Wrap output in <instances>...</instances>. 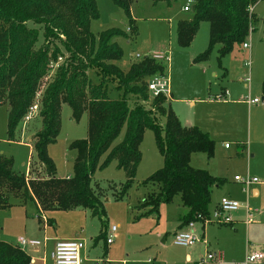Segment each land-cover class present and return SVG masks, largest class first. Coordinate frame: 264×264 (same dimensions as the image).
<instances>
[{"label": "rangeland", "instance_id": "374dc122", "mask_svg": "<svg viewBox=\"0 0 264 264\" xmlns=\"http://www.w3.org/2000/svg\"><path fill=\"white\" fill-rule=\"evenodd\" d=\"M155 1L135 0L131 17H128L113 0H96L99 18L92 21L91 32L96 37L110 31L123 34L114 37L112 42L117 43L123 52L114 65L124 74L129 73L135 64L146 57L151 58L155 53L167 57L163 63L166 65L165 81L167 80L169 91L167 94L171 95L165 97V106L172 108L182 125L197 126L202 131H208L210 138H214L216 143L215 159L209 160L206 155L197 154L192 157L191 164L198 169L210 170L212 175L227 180L226 185L214 190L210 213H213L223 196H230L241 206L264 210V191L259 199H249L248 193H242L240 186L235 182L236 177L256 178L264 182V108H260L264 106V101L258 105L250 104L251 99L261 100L264 97V0L255 6L256 21L245 41L248 48L245 49L243 44L237 45L230 54L219 60L217 46L211 50L205 62H196L195 59L209 48V24L202 23L192 45L182 47L177 40V29L180 20L190 18V13L183 11L186 3L180 1L167 5ZM42 45L43 38H40L36 47ZM247 63H250V67L246 66ZM225 71L227 73L224 76ZM88 74L93 83L100 82L95 68L89 69ZM54 76V71H49L42 78L37 92L39 96L35 99L39 106L38 113L33 114L29 121H26L24 116L16 125L13 134L9 132L11 105L6 96L0 100V155L13 161V169L17 174L26 175L29 172L28 181L44 179L46 174L44 165L38 159L34 136L42 129L40 110ZM224 91L227 94L224 99L239 101L234 105L232 115L226 113V107L221 103L223 101L217 100ZM108 92L112 99L123 95V91L118 90L115 84L108 85ZM127 100L130 107L135 105L136 99L133 96L128 95ZM153 100L149 93L146 103L149 104ZM191 100L193 104L190 103ZM157 121L159 127L164 128L165 116H159ZM60 122V132L55 142L48 146L47 153L53 160L57 177L66 179L74 173L77 151L73 149V144L88 138L89 114L84 112L79 118H74L70 106L62 104ZM123 135L124 130L113 146L122 140ZM226 144L228 149L225 148ZM243 145L247 147L244 154ZM140 151L141 162L135 180L123 199H118L117 195L126 183L127 176L124 170L117 168L116 161L105 169L96 170L93 175L92 187L100 193V200L106 211L107 226H116L118 229L117 225L121 224L118 233L121 234L123 244L130 247L138 246L140 239L149 235L148 231L157 235L156 228H162L164 231L166 229L169 234H164L158 241L151 238L153 242L157 241L156 245L165 246V249L159 252L153 244L151 256L138 257L149 261L148 264H154L156 255L153 254L157 253L162 264H189L185 261L186 256L191 255L188 249L172 242V218L177 212L185 213L179 196L171 204H162L158 215H146L150 208H141L143 200L158 191L156 186L145 185L144 182L164 167L153 131L147 130L144 133ZM104 158L105 155L100 162ZM86 212L55 210L39 213L32 203L25 204L19 197L11 194L7 207L0 208V240L20 247L27 255L33 256V248L39 249L40 255L45 242L50 247L55 239L75 231L79 233L83 230V235L91 234L96 237L101 229L100 221L91 218L89 211ZM232 217L241 220L246 215L240 209ZM46 219L52 220L54 225H47ZM201 228L202 224L195 223L194 230L197 234L202 232ZM165 237L167 242L162 244ZM21 238L39 241L41 245L21 246ZM91 243L90 238L85 242L87 246H93ZM200 243L191 247L197 252L193 260H199L207 254H218L222 259L218 262L204 261L198 264H245L248 254H264V228L245 222L231 225L207 222L203 239L206 250L200 249ZM248 248L251 251L247 254ZM155 249L157 252H154Z\"/></svg>", "mask_w": 264, "mask_h": 264}, {"label": "trees", "instance_id": "16d2710c", "mask_svg": "<svg viewBox=\"0 0 264 264\" xmlns=\"http://www.w3.org/2000/svg\"><path fill=\"white\" fill-rule=\"evenodd\" d=\"M113 1L131 17L135 0ZM180 1L190 3L191 10L190 18L178 22L179 45L191 46L201 24H209V48L195 59L205 62L214 47L218 46L221 60L235 46L245 43L256 21L254 8L263 0L155 2L171 5ZM98 18L96 0H0V100L6 96L11 105V134L36 103L42 78L49 71L55 73L40 110L42 129L34 136L38 159L45 167V178L28 181L26 175L14 171L12 160L0 155V208L7 207L8 197L13 194L25 204L32 203L39 213L82 209L100 221V239L107 238L106 211L100 193L92 187L93 175L116 161L117 168L124 170L127 176L117 195L118 199H123L141 162L144 133L151 130L156 135L164 167L144 182L156 186L158 191L149 194L141 208H150L146 215H158L162 204H170L179 196L185 209L180 218L182 226L188 228L192 222L205 225L211 214L212 191L223 186L225 179L193 167L191 160L197 154L213 159L216 143L198 127L182 125L172 108L165 106L164 95L146 103L149 81L154 76L166 75V65L146 57L129 73H122L114 62L123 52L112 40L123 34L110 31L96 37L90 26ZM40 38L43 45L37 48ZM59 58L63 62L54 70L52 65ZM91 68L97 71L98 84L89 77ZM110 84H115L123 95L118 99L110 98ZM128 95L136 99L133 107L129 105ZM62 104L70 106L74 118L84 112L89 114L88 138L73 144L77 151L74 173L66 179L57 177L53 160L47 153L48 146L60 132ZM162 115L166 119L164 128H160L157 121ZM123 130L122 140L113 146ZM242 147L245 150V146ZM47 221L54 225L52 220ZM30 263V257L20 247L0 240V264Z\"/></svg>", "mask_w": 264, "mask_h": 264}, {"label": "crops", "instance_id": "0c3cea01", "mask_svg": "<svg viewBox=\"0 0 264 264\" xmlns=\"http://www.w3.org/2000/svg\"><path fill=\"white\" fill-rule=\"evenodd\" d=\"M254 10H255V8H254ZM226 73H227V71H226ZM230 95L231 94L229 93V97H230ZM223 96H224V98H227L226 91H224ZM254 99H259V98H254ZM254 99H251V100H254ZM261 100L264 101V97ZM220 101H223L221 103H222V105H225L227 114H229V115L230 114L231 115L234 114V111H233L234 105L239 103L238 100H234V99L233 100H231V99H229V100L227 99L226 100V99H224V100H220ZM190 103L193 104L192 100H191ZM260 108H264V106L260 107ZM186 126H189V125H186ZM203 132L208 134V131H206V132L203 131ZM211 139L215 142L214 138H211ZM226 146H228V144L225 145V148H226ZM228 147H227V149H228ZM246 148L247 147L245 146V150H243V154L246 151ZM208 166H209V164H208ZM207 171H209L211 173L210 170H207ZM216 177H219V176H216ZM219 178H221V177H219ZM235 182L240 186V191L242 193H248L249 199H259L261 197L262 192L264 191V182H260L259 181V183L251 185L248 188V190L245 191V192L243 191L242 185L239 182H237L236 180H235ZM226 184H227V180L225 179L224 185H226ZM223 186L214 188L213 191H212V196H213V192H214L215 189L222 188ZM224 197L231 198L230 196H223L222 198H224ZM221 199L216 204L214 210L218 208ZM256 201L257 200H255V202ZM177 207L179 208V206H177ZM160 208H161V206H160ZM241 210H243V213H245V215H246L245 210L244 209H241ZM253 210H254V222L252 224H256L257 226L259 225L260 228H262V227L264 228V210L263 209H253ZM72 211H84L85 213H87L85 210H82V209L81 210L80 209H75V210H72ZM72 211H68V212H72ZM43 213H45V212H43ZM89 214H90V212H89ZM184 214L185 213L180 214V212H177L176 216H173V218H172V220H173V230H174L173 233H172V239H173L174 234H176L177 232H179V231H187L188 230L187 226H182V224L180 222V218ZM90 216H91V214H90ZM91 218H93V217L91 216ZM245 218L241 219V220L234 219V223L245 222ZM47 220L48 219H46L47 225H50ZM204 226L205 225L202 224V228H201L202 232H198V234L195 232L198 235V237L200 238V241L197 242V243L202 242V243H200L202 245V247L200 249H202L203 251L206 250V246L203 243ZM120 227H121V224H118L117 228L119 229ZM157 227H159V226H157ZM111 228H109L107 226L106 233H105L106 237H108V235L110 234ZM118 229H116V231L114 232L113 243L109 244V245L106 243V240H105L106 238L105 239H100V235L102 233V229L99 230V233H98V235L96 237H92L93 235H91V234L90 235H86V234L83 235L84 231L82 230L79 233L77 231H75L74 233H71L70 235L66 234V236H64V237H59L58 239H55V241L53 242V244H51L50 247L45 242V244L43 245V250H41L40 255H39L40 250L39 249L37 250L35 248H33L34 250H32V254H34V255L33 256H31V255L29 256L28 255L30 257V259H31V263L30 264H54L53 260L51 259V253L53 252L55 244L58 241L81 240L85 244V242H87L88 238H90V240L92 241L91 244H93V246L92 245L91 246L90 245L87 246V244H85V248H84V250L81 253V260H82L81 264H148L149 261L141 259L138 256H143V255L151 256L152 255L151 253L153 252V250H152L153 246H154L153 244H155V247L157 246V251H159V252L163 251L165 249V246L162 247L160 245H156L155 242H157L158 239H160L164 234H167V233L169 234V232H166V229L164 231V229H162V228H156L155 232H156L157 235H155L153 232L148 231L149 235H145L144 237H142L140 239L139 243H138V246L130 247L128 244H125V245L123 244L122 239H121V234L118 233ZM151 238H154L157 241L155 240L153 242ZM47 240H48V238H47ZM100 242H103V244L100 243ZM166 242H167V238L165 237L163 239V241H162V244H165ZM40 245H41V243H40ZM36 247H38V246H36ZM185 249H188V252L191 253V255H187L186 258H185V261L187 263H189V264H191L193 262H196L198 264L199 262H204V261L205 262H212V261H208L207 260V256L209 254H207L203 258H200L199 260L195 261V260H193V256L197 252L193 251L191 249V247L185 248ZM118 251H120V252H118ZM157 251H156V249L154 250V252H157ZM250 251L251 250L248 248L247 254ZM254 253H256V252H254ZM257 253H261V252H257ZM153 255H156L154 264H162V261L160 260V258L157 255V253H154ZM262 263H264V262H262Z\"/></svg>", "mask_w": 264, "mask_h": 264}, {"label": "built area", "instance_id": "2783aa9c", "mask_svg": "<svg viewBox=\"0 0 264 264\" xmlns=\"http://www.w3.org/2000/svg\"><path fill=\"white\" fill-rule=\"evenodd\" d=\"M191 10V4L187 3L184 6V11L189 12ZM243 47L245 49L248 48V45L246 43L243 44ZM139 59L140 57L137 56ZM151 59L165 62L167 57L163 54L155 53L151 57ZM63 62L62 58H59L58 61L52 65V68L56 70ZM247 67H250V63L246 64ZM166 75H157L154 76L148 83V91L151 93L152 97H158L160 95H164L165 97H169L170 94H167L168 91V83L167 80L165 81ZM250 81L249 79L247 80ZM169 92V91H168ZM39 96V95H37ZM224 96H220L217 98V100H223ZM263 101L260 99H254L250 101V104L257 105L262 103ZM39 106L38 103H34L30 109L28 110L27 115L25 116V120L29 121L33 114L38 113ZM228 146H226L227 148ZM29 173V172H28ZM28 173L26 174L27 180L29 179ZM235 180L239 182L242 187L243 191H247L248 188L253 185L259 183V180L256 178H246L242 179L239 177H236ZM240 209H244L246 212V218L245 223L246 224H252L254 222V210L251 209L249 206H241L238 201L235 199L224 197L221 199L219 206L217 209L213 211L212 214H210V218L205 220V224L207 222H214L218 223L220 225H231L234 223L233 214ZM195 223H190L188 226L187 231H179L173 236V244L179 247L183 248H189L195 245L197 242L200 241V238L195 233L194 230ZM116 231V226H113L111 228L110 234L106 238V243L112 244L114 240V232ZM19 243L21 246H39L40 242L36 240H25L24 238H21L19 240ZM85 248V244L81 240H70V241H58L55 244L54 250L51 253V259L53 260L54 264H81V253ZM222 259L221 255L218 254H209L207 256L208 261L212 262H218ZM264 262V254L262 253H251L246 256L245 264H255V263H262Z\"/></svg>", "mask_w": 264, "mask_h": 264}]
</instances>
